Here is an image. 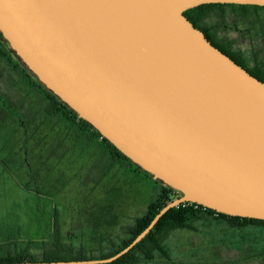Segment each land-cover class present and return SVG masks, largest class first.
I'll return each mask as SVG.
<instances>
[{
  "label": "water",
  "instance_id": "95a60500",
  "mask_svg": "<svg viewBox=\"0 0 264 264\" xmlns=\"http://www.w3.org/2000/svg\"><path fill=\"white\" fill-rule=\"evenodd\" d=\"M264 0H0V33L37 79L154 179L193 203L264 221V83L185 17ZM6 264V263H2Z\"/></svg>",
  "mask_w": 264,
  "mask_h": 264
},
{
  "label": "rangeland",
  "instance_id": "374dc122",
  "mask_svg": "<svg viewBox=\"0 0 264 264\" xmlns=\"http://www.w3.org/2000/svg\"><path fill=\"white\" fill-rule=\"evenodd\" d=\"M225 12L224 20L213 15L207 23L217 26V37L232 53L252 60L264 50V37L252 28L255 19L232 8ZM46 106V97L0 58V242H33L29 251L40 256L57 208L65 241L99 257L122 242L125 227L145 214L160 184L140 182L119 167L97 182L105 166L101 140H80L74 126L49 116ZM194 227L167 235L168 259L156 255L137 264H264V229L215 219Z\"/></svg>",
  "mask_w": 264,
  "mask_h": 264
},
{
  "label": "trees",
  "instance_id": "16d2710c",
  "mask_svg": "<svg viewBox=\"0 0 264 264\" xmlns=\"http://www.w3.org/2000/svg\"><path fill=\"white\" fill-rule=\"evenodd\" d=\"M226 8L234 9V11L238 12L244 19L254 18L255 20L252 22V28L257 31L256 34L258 36L264 37V17L260 16L261 13H264V7L209 4L188 10L184 15L196 29L200 30L205 35L207 40L214 47L218 48L234 62L247 70L252 76L264 83V56L261 57L262 53L264 54V50L255 52L253 59H249L250 61H248L241 54H234L225 47L217 37V26H212L207 23V20L213 15L224 20ZM8 50L15 55V52L10 48L8 42L0 33V58L7 62H9ZM19 61L24 69H19V66H12V69L21 77L23 82L32 87L33 91L40 92L46 97V113L49 116H61L65 121L78 129L89 143L101 140V145L103 146L111 166L123 164L132 172L142 175L146 180H151L160 184V194L148 206L144 215L137 218L135 223L125 227V238L122 242L117 247L103 252L99 257L93 256L84 246L77 247L73 243H67L65 241L59 210L53 208L50 223V237L40 241L42 247L41 255L38 256L29 251L28 245L35 243H29L25 240L14 238L12 240L0 242V264L84 262L109 259L128 247L135 238L149 226L155 216L166 205L181 197V194L154 179L151 174L147 173L124 156L108 140L102 137L92 125L82 120L71 108L48 90L20 59ZM251 61H253L252 66H250ZM0 114L2 115L3 111H0ZM214 219L226 221L232 227L244 228L247 226H255L264 229V221L262 220L231 217L197 204L186 203L169 210L159 220L152 231L133 250L109 264H137L141 260L154 261L156 255L168 259L169 253L165 246V239L169 233L179 229L194 231L196 230L194 225L197 222H209Z\"/></svg>",
  "mask_w": 264,
  "mask_h": 264
},
{
  "label": "crops",
  "instance_id": "0c3cea01",
  "mask_svg": "<svg viewBox=\"0 0 264 264\" xmlns=\"http://www.w3.org/2000/svg\"><path fill=\"white\" fill-rule=\"evenodd\" d=\"M68 124H70V123H68ZM71 125V124H70ZM71 126H73V125H71ZM73 130H74V133H76V135L80 138V140H81V138L83 137V135H82V133L78 130V129H76L75 127L73 128ZM83 139V138H82ZM102 159H104V160H102V161H104V163H105V166L103 167V169L101 170V175H100V178H98V180H97V182L99 181V179H101V178H106L108 175H109V173L110 172H113V171H115L114 170V168L116 167H119V168H121V171H122V173L121 174H123V172H125L126 170L128 171V172H130L131 174H133L137 179H138V181H140V182H147L148 184H154L153 183V181H151V180H146L142 175H140V174H137V173H134V172H132L128 167H126V166H124L123 164H117V165H114V166H111L110 165V161H109V159H108V157H107V155L105 154V153H102ZM118 168V169H119ZM117 169V170H118ZM114 175V174H113ZM113 175H112V173H111V177H113Z\"/></svg>",
  "mask_w": 264,
  "mask_h": 264
},
{
  "label": "flooded vegetation",
  "instance_id": "af4514ba",
  "mask_svg": "<svg viewBox=\"0 0 264 264\" xmlns=\"http://www.w3.org/2000/svg\"><path fill=\"white\" fill-rule=\"evenodd\" d=\"M2 35V34H1ZM3 37V36H2ZM9 44V43H8ZM10 46V45H9ZM11 48V47H10ZM12 49V48H11ZM13 50V49H12ZM14 51V50H13ZM15 52V51H14ZM7 53H8V56H9V62H7V63H9L8 65L10 66V68H11V70L14 72V70L12 69V66H19V69H24L23 68V66H21L22 64L20 63V61H19V57L17 56V54L15 53V55L12 53V52H10L9 50L7 51ZM21 60V59H20ZM21 66V67H20Z\"/></svg>",
  "mask_w": 264,
  "mask_h": 264
}]
</instances>
